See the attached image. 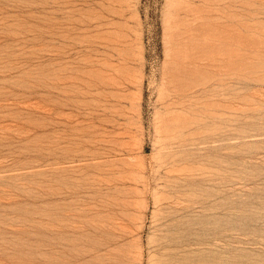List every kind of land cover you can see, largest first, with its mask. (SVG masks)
I'll return each mask as SVG.
<instances>
[{"label": "rangeland", "instance_id": "1", "mask_svg": "<svg viewBox=\"0 0 264 264\" xmlns=\"http://www.w3.org/2000/svg\"><path fill=\"white\" fill-rule=\"evenodd\" d=\"M0 264H264V0H0Z\"/></svg>", "mask_w": 264, "mask_h": 264}]
</instances>
